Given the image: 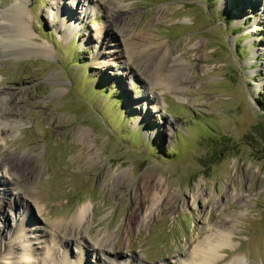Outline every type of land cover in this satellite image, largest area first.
I'll return each mask as SVG.
<instances>
[{"label":"rangeland","instance_id":"1","mask_svg":"<svg viewBox=\"0 0 264 264\" xmlns=\"http://www.w3.org/2000/svg\"><path fill=\"white\" fill-rule=\"evenodd\" d=\"M12 1L0 0V10ZM67 1L77 4L65 11L73 30L60 25L58 0H27L31 38L48 52L0 58V89L17 97L18 111L0 154L37 155L42 172L25 224L57 258L43 248L23 262L66 264L54 228L87 206L82 264L106 262L86 247L102 237L116 264H189L216 226L227 243L213 264H264V0ZM116 5L128 9L122 33L149 24L151 39L181 57L193 82L181 94L153 88L124 58H109L118 36L103 44L101 28ZM142 183L147 209L125 231ZM15 192L0 188V244L27 209Z\"/></svg>","mask_w":264,"mask_h":264},{"label":"bare ground","instance_id":"2","mask_svg":"<svg viewBox=\"0 0 264 264\" xmlns=\"http://www.w3.org/2000/svg\"><path fill=\"white\" fill-rule=\"evenodd\" d=\"M58 1L60 2L57 8L60 25L64 26L67 30H73L76 26L66 22L68 16L65 14H67L68 11L69 14L74 13L73 8L77 4L73 5L72 3H68L67 0H64V2H61V0ZM88 1L96 5L98 3L99 5H105L106 3L104 0ZM26 5L27 0H13L7 7H3L0 10V50L2 51L0 58L5 56H16L22 53L48 52L46 47L36 45L31 38L32 33L28 26L30 22L27 16ZM29 10L31 12V9ZM127 13L128 9L125 6L116 5V8L112 9L110 13L108 26L100 27L103 35L101 43L110 44V41H107V37L109 35L114 37L118 36L119 43L117 46L120 47V50L110 51L107 55L114 60H121L124 58L129 72H136L140 77L148 81L153 88L159 90L171 89L173 92L181 94L182 90L193 83L184 73L186 69L181 64V57L175 55V53H171L164 44L154 42V40L151 39L149 24H145L142 28L133 33L129 31L130 34H127L128 30H124L125 33H122L121 30L123 29H121V27L119 28V19ZM97 53L101 54V52ZM16 104L17 97H15V95H7L4 88L0 89V140L2 141H4L3 135L11 132V128L16 125L15 122H12L17 119L18 111ZM162 123L165 126L170 124L167 118L162 119ZM36 157L37 155H32L28 152L18 154L17 151H8L7 153L0 154V170H3V178H0V188L5 190L8 186H12L16 191V204L22 205L24 208L27 207L15 233L9 234L8 241H2L0 244L1 264H28L29 261L25 259L26 262H23L22 258L27 256L34 258V260H38L39 250L43 248L49 250L47 252H49L48 255L50 260L57 259L54 253H50L53 251H51L52 247L49 246L47 240L39 241L38 237L32 234L35 233L33 232L34 230H38L37 227L25 224L27 222L25 213L34 210V205H32L33 202L31 201L33 189L42 172V165L36 160ZM153 178L154 177L151 176L150 181H147V183L149 186L155 188L158 183L152 182L155 179ZM144 185L146 184L142 183L140 200L135 206L134 211L129 215L125 231L137 227V219L140 217L142 211L147 209V207H145L147 187L144 188ZM152 196L154 198L155 193H153ZM1 201L2 199H0V203ZM35 210L41 213L40 208L35 207ZM87 210V206H83L71 219L72 221L70 223L55 226L54 232L58 237L57 243L58 245L60 243L63 251L59 263L63 261L66 264H82L84 255L82 251L83 248H80L84 245H79L78 242H80L79 240L81 239L79 238L81 232L80 225L84 218H86ZM152 212V209H148L147 214H151ZM55 224H57V222ZM70 239H74V241H69ZM26 242L29 243L27 244ZM106 242L107 238L102 237L92 242V244L86 243V247L96 252V254L98 253V258L102 259V256H104L103 258H105L106 261L104 264H116L118 254L113 253V255H110L107 252L110 246ZM73 243L77 244L79 255L74 260H70L68 257V248L70 244ZM226 243L227 233H225L224 228L216 226L211 235L205 236V239L203 238V240H200L193 248L194 251L192 250L193 252L191 253L188 263L213 264L217 262L221 257L218 255V250ZM243 260L242 258H233L223 264H245Z\"/></svg>","mask_w":264,"mask_h":264}]
</instances>
